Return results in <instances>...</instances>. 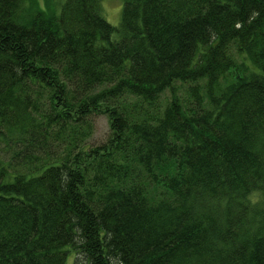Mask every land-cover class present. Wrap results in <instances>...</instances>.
<instances>
[{
  "label": "trees",
  "instance_id": "1",
  "mask_svg": "<svg viewBox=\"0 0 264 264\" xmlns=\"http://www.w3.org/2000/svg\"><path fill=\"white\" fill-rule=\"evenodd\" d=\"M102 2L0 0V264H264V0Z\"/></svg>",
  "mask_w": 264,
  "mask_h": 264
},
{
  "label": "rangeland",
  "instance_id": "2",
  "mask_svg": "<svg viewBox=\"0 0 264 264\" xmlns=\"http://www.w3.org/2000/svg\"><path fill=\"white\" fill-rule=\"evenodd\" d=\"M124 1L125 0H103L102 2V13L104 17L110 23L118 27L122 20V10L124 6ZM229 80L231 79L228 78L226 80H222V84L224 85ZM177 86L180 88H184L183 87L184 85L181 83H177ZM184 90L185 89H180V90H177V92L179 94H182ZM170 97H171L170 90H166L162 94L163 101L166 98H170ZM109 123L110 122H108V119L105 116L98 118L97 125H96V131L95 133H93V136L88 140L89 145L99 144L107 138L108 133H109ZM87 262L88 261H86V258L83 255H80V254L78 255L74 251H71L68 254L66 264H86Z\"/></svg>",
  "mask_w": 264,
  "mask_h": 264
}]
</instances>
